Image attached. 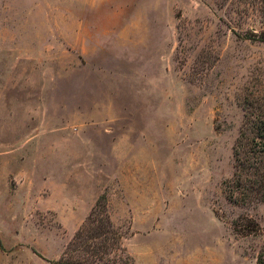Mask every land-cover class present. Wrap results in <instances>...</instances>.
<instances>
[{
    "label": "rangeland",
    "instance_id": "374dc122",
    "mask_svg": "<svg viewBox=\"0 0 264 264\" xmlns=\"http://www.w3.org/2000/svg\"><path fill=\"white\" fill-rule=\"evenodd\" d=\"M252 1L0 0V264L264 260V203L225 185L264 80Z\"/></svg>",
    "mask_w": 264,
    "mask_h": 264
},
{
    "label": "trees",
    "instance_id": "16d2710c",
    "mask_svg": "<svg viewBox=\"0 0 264 264\" xmlns=\"http://www.w3.org/2000/svg\"><path fill=\"white\" fill-rule=\"evenodd\" d=\"M252 2L264 12V0ZM241 103L245 110V117L234 146L235 170L225 185L231 200L235 199L236 202L243 204L254 201L264 203V80H258L253 86H246ZM106 207L107 195L105 194L97 201L88 217V223L93 221L100 223L106 216L107 221L112 224ZM244 219H238L236 225ZM87 225L80 227L76 235L79 244L78 247L72 248V251L79 253L85 248L90 249L93 246L91 240L98 239L107 233L105 226H98L93 230L90 225L88 227ZM94 247L98 248L97 250L107 249L105 243ZM258 264H264V260L259 258Z\"/></svg>",
    "mask_w": 264,
    "mask_h": 264
}]
</instances>
